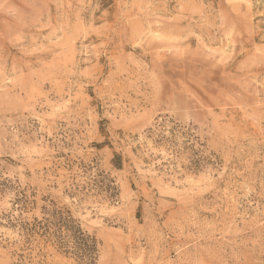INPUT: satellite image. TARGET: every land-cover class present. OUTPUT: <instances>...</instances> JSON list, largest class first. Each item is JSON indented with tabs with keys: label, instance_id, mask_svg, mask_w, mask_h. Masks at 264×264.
Segmentation results:
<instances>
[{
	"label": "rangeland",
	"instance_id": "obj_1",
	"mask_svg": "<svg viewBox=\"0 0 264 264\" xmlns=\"http://www.w3.org/2000/svg\"><path fill=\"white\" fill-rule=\"evenodd\" d=\"M61 218L95 264H264V0H0V264H79Z\"/></svg>",
	"mask_w": 264,
	"mask_h": 264
},
{
	"label": "trees",
	"instance_id": "obj_2",
	"mask_svg": "<svg viewBox=\"0 0 264 264\" xmlns=\"http://www.w3.org/2000/svg\"><path fill=\"white\" fill-rule=\"evenodd\" d=\"M71 221L61 218L57 225L59 233H66L62 236V241H57L60 248H66L68 253L73 254L79 261V264H95L97 255V241L85 233L79 226L70 225ZM37 225L41 223L37 222ZM41 227V226H40ZM34 226L33 231H35ZM45 235L50 234V229L41 227ZM67 238V239H66Z\"/></svg>",
	"mask_w": 264,
	"mask_h": 264
}]
</instances>
